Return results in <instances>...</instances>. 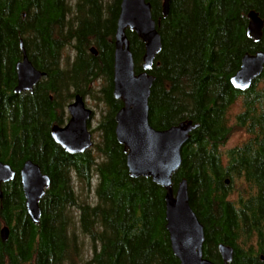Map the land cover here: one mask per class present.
<instances>
[{
    "label": "trees",
    "instance_id": "obj_1",
    "mask_svg": "<svg viewBox=\"0 0 264 264\" xmlns=\"http://www.w3.org/2000/svg\"><path fill=\"white\" fill-rule=\"evenodd\" d=\"M119 2L0 0V162L15 173L0 185V227L8 231L0 264H179L164 229V191L149 178L128 176L114 136L121 107L112 96ZM145 2L160 40L148 72V123L155 130L185 121L196 126L171 181L173 190L186 182L203 229V258L221 264L216 248L223 245L232 249L230 264H264V65L247 90L229 84L244 54L264 53V25L258 42L245 35L249 11L264 23V0H168L166 16L162 0ZM125 37L138 74L143 44L132 32ZM19 42L43 75L30 92L14 94ZM65 48L73 57L62 66ZM75 95L102 105V114L91 148L68 155L49 130L63 125ZM235 132L241 138L227 146ZM25 161L49 178L36 225L25 213L18 179ZM73 180L93 187V201L78 198ZM84 238L87 261L80 258Z\"/></svg>",
    "mask_w": 264,
    "mask_h": 264
},
{
    "label": "water",
    "instance_id": "obj_2",
    "mask_svg": "<svg viewBox=\"0 0 264 264\" xmlns=\"http://www.w3.org/2000/svg\"><path fill=\"white\" fill-rule=\"evenodd\" d=\"M167 3L168 0H162V16H166ZM246 17L245 35L258 42L263 20L253 11H249ZM125 31L134 33L143 44L141 72L138 74L133 71ZM19 49L21 57L14 66V94L30 92L43 75L28 61L22 42H19ZM159 50L160 40L150 15V5L145 0H120L112 53V96L121 102L114 116L115 140L125 154L128 176L149 178L164 191V229L171 252L179 264H215L203 258V229L189 207L185 180L182 179L174 190L171 181L181 163V148L196 126L185 121L165 130H155L148 123L147 100L153 82L148 72ZM89 53L95 55L94 49L90 48ZM263 65V52L244 54L237 71L229 78L232 89L240 92L247 90L260 76ZM66 112L68 120L62 127L52 125L50 137L66 154H82L93 144L87 129L92 111L76 95L67 105ZM14 176L13 170L0 162V185L11 182ZM18 179L25 213L30 222L36 225L40 217L38 203L49 186V178L41 174L35 164L25 161L18 171ZM7 235V228H1L0 241L4 242ZM216 249L221 264H230L232 249L223 245H218Z\"/></svg>",
    "mask_w": 264,
    "mask_h": 264
},
{
    "label": "rangeland",
    "instance_id": "obj_3",
    "mask_svg": "<svg viewBox=\"0 0 264 264\" xmlns=\"http://www.w3.org/2000/svg\"><path fill=\"white\" fill-rule=\"evenodd\" d=\"M72 57H73V54L70 48L63 49L62 54H61V65L63 66V64L66 61L70 62L72 60ZM96 83H99V82L97 81ZM82 99H83L85 107L90 109L93 112V118L90 122V132H91L92 140L95 142L98 138H97V132L94 130L96 129V125L99 120L100 114H102V105H99L96 101L89 99V97H86V98L83 97ZM236 110H237V106L235 105L234 107L231 108V111H232L230 112L231 115H233ZM240 138H241L240 132H235L234 135L230 138L229 142L227 143V146L235 144L236 142H238ZM73 182H75L76 194L78 195V198L81 201L83 200L93 201V192H92L93 187H91L90 190H86L82 188L81 186L79 187L76 181L73 180ZM71 213H72L73 221L76 223V215H77L76 209H71ZM75 232H76V235L79 237V239H81L82 237H80L78 231L76 230ZM89 257H90V244H89L88 239L84 238L80 258L84 261H87Z\"/></svg>",
    "mask_w": 264,
    "mask_h": 264
},
{
    "label": "flooded vegetation",
    "instance_id": "obj_4",
    "mask_svg": "<svg viewBox=\"0 0 264 264\" xmlns=\"http://www.w3.org/2000/svg\"><path fill=\"white\" fill-rule=\"evenodd\" d=\"M75 96H76V95H75ZM75 96H74V97H75ZM74 97H73V98H74ZM66 117H67V116H66ZM67 119H68V117L65 119L63 125L65 124V122L67 121ZM63 125H62V126H63ZM6 184H7V183H6Z\"/></svg>",
    "mask_w": 264,
    "mask_h": 264
},
{
    "label": "bare ground",
    "instance_id": "obj_5",
    "mask_svg": "<svg viewBox=\"0 0 264 264\" xmlns=\"http://www.w3.org/2000/svg\"><path fill=\"white\" fill-rule=\"evenodd\" d=\"M79 96V95H78ZM80 97V96H79ZM81 98V97H80ZM82 99V98H81ZM83 100V99H82Z\"/></svg>",
    "mask_w": 264,
    "mask_h": 264
}]
</instances>
